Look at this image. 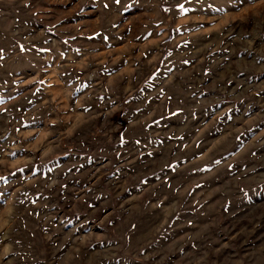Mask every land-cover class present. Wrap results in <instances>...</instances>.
<instances>
[{"label":"rangeland","instance_id":"rangeland-1","mask_svg":"<svg viewBox=\"0 0 264 264\" xmlns=\"http://www.w3.org/2000/svg\"><path fill=\"white\" fill-rule=\"evenodd\" d=\"M0 264H264V0H0Z\"/></svg>","mask_w":264,"mask_h":264}]
</instances>
